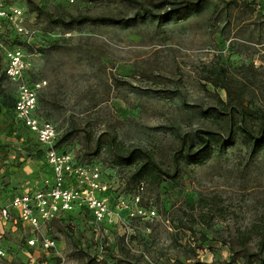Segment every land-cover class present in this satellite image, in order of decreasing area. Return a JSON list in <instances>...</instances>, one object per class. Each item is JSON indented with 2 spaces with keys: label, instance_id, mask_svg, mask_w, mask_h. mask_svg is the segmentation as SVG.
I'll use <instances>...</instances> for the list:
<instances>
[{
  "label": "rangeland",
  "instance_id": "rangeland-1",
  "mask_svg": "<svg viewBox=\"0 0 264 264\" xmlns=\"http://www.w3.org/2000/svg\"><path fill=\"white\" fill-rule=\"evenodd\" d=\"M29 1L41 12H31ZM173 1L185 6L197 0L6 3L28 10L31 26L62 36L32 54L35 69L30 79L46 83L38 96V113L56 125L59 138L74 134L67 142L71 151L86 160L92 158L97 139L105 143L114 138L124 150L151 154L162 170L174 176L159 185L144 182L143 206L153 207L157 218L128 220L116 238L110 235L108 254L95 263L258 264L264 258L259 249L264 228V148L236 133L229 146L212 150L197 163L176 165L173 158L179 148L175 134L220 132L211 114L220 110V101L228 103L224 86L232 95L231 104L264 112V0H203L200 8L181 16L121 26L64 27L46 17L131 20L142 7ZM169 10L166 6L155 13L162 16ZM4 66L0 50V190L18 193L46 171L35 137L14 121V89L3 76ZM213 73L220 76L215 79ZM249 125L256 127L254 121ZM93 157L104 167L116 160L107 147ZM119 168L131 190L133 168ZM66 227L50 223L47 231L33 236L56 241V250L50 253L56 262L95 264L78 252V242ZM9 231L3 244L15 264H23L20 248L26 247L30 230L17 225ZM80 236L86 240L81 242L84 247L90 237L84 232ZM39 256L42 264L41 251Z\"/></svg>",
  "mask_w": 264,
  "mask_h": 264
},
{
  "label": "built area",
  "instance_id": "built-area-1",
  "mask_svg": "<svg viewBox=\"0 0 264 264\" xmlns=\"http://www.w3.org/2000/svg\"><path fill=\"white\" fill-rule=\"evenodd\" d=\"M28 23L26 10L0 0L3 76L14 89L15 120L35 136L45 152L47 167L44 176L27 189L0 194V264H15L14 255L3 242L4 235L17 225L30 230L26 247L20 248L25 256L23 264H39L40 251L42 264H62L50 256L56 250L54 239L33 236L47 231V225L54 222L67 224V233L75 241H86L80 233L87 234L90 239L83 252L100 263L110 249V235L116 238L128 220L153 222L157 214L153 207L143 206L144 182L128 191L126 176L119 167H104L94 160L97 157L83 160L68 144L57 146L60 138L56 125L38 113V96L46 83L31 81L30 75L35 69L32 54L57 43L62 36ZM123 239L127 241V237Z\"/></svg>",
  "mask_w": 264,
  "mask_h": 264
},
{
  "label": "trees",
  "instance_id": "trees-1",
  "mask_svg": "<svg viewBox=\"0 0 264 264\" xmlns=\"http://www.w3.org/2000/svg\"><path fill=\"white\" fill-rule=\"evenodd\" d=\"M123 1L130 4H137L136 0H118ZM30 3V10L34 12L35 15L41 12L38 6ZM32 3V4H31ZM203 0H197L195 3H188L185 6H181L176 2L171 3H159L151 6V8L142 7L141 10L135 15V17L131 20H125L123 18L110 17V16H97V17H88V16H78L71 17L68 20L56 19L51 15H47L46 17L53 21L56 24H59L64 27H72L75 25H82L85 23H93V24H109V25H127L133 21H142L147 18L154 19H167L169 17L181 16L184 15V11L196 10L200 8ZM9 5V4H8ZM12 6V5H11ZM14 6V5H13ZM166 6H169V11L165 12L164 15H158L155 13L156 11H161L165 9ZM28 13V10H26ZM52 45V44H51ZM211 75V74H210ZM213 78L217 79L220 75L217 73H213ZM224 89L228 91V103H224L220 101L221 108L220 110H214L211 114V117L217 121L220 125V132H212L206 130H196L193 133L185 134L183 136L175 134L177 139L179 140V148L174 153L173 161L178 165L180 162L185 165H190L191 163H197L199 159L205 158L209 155L212 150H221L226 146H229L232 143L233 137L236 133H243L250 141L254 144L258 149L264 148V112L263 111H253L246 106H243L242 103L237 105L231 104L232 98L230 90L224 86ZM14 103L15 99L13 97V112H14ZM15 119V115H14ZM16 122V120H14ZM254 121L256 127H251L249 123ZM19 127L24 128L29 132L27 128H25L22 124L16 122ZM225 127V128H224ZM32 134V133H31ZM33 135V134H32ZM34 136V135H33ZM74 134L72 132L63 135L60 138L58 143V147H61L72 139ZM227 136V139L226 137ZM35 137V136H34ZM35 143L38 145L40 150L44 154V165H45V152L38 144L36 138ZM107 147L111 150L116 160L114 161V165L116 167H124L128 166L133 168V171L130 174L129 181L131 186V190L135 188L138 183L148 181L152 185H159L164 178H172L168 172L159 167L156 163L154 157L142 150H124L119 144L116 143L114 138H110L107 142H103L101 139H97L93 148V154L91 156H98L103 148ZM90 158V157H89ZM47 167L44 166V169ZM43 169V170H44ZM128 190V191H131ZM4 189L0 190V194H2ZM78 244V252L83 254L84 256H88L83 252V245L81 241H77ZM80 242V243H79ZM82 246V248H81ZM259 249L264 252V228H263V236L259 243ZM87 259L91 263H95L94 258ZM97 264V263H95ZM258 264H264V258H261L258 261Z\"/></svg>",
  "mask_w": 264,
  "mask_h": 264
},
{
  "label": "crops",
  "instance_id": "crops-1",
  "mask_svg": "<svg viewBox=\"0 0 264 264\" xmlns=\"http://www.w3.org/2000/svg\"><path fill=\"white\" fill-rule=\"evenodd\" d=\"M21 192V191H20Z\"/></svg>",
  "mask_w": 264,
  "mask_h": 264
}]
</instances>
